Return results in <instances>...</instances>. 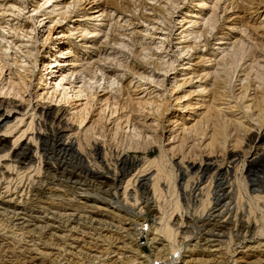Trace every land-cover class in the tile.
<instances>
[{
  "label": "rangeland",
  "instance_id": "374dc122",
  "mask_svg": "<svg viewBox=\"0 0 264 264\" xmlns=\"http://www.w3.org/2000/svg\"><path fill=\"white\" fill-rule=\"evenodd\" d=\"M107 1H63L70 4L67 17L71 16L62 22L67 23L64 30L74 27L78 33L81 28L75 20L84 15L95 18L81 25L87 31L99 25L96 29L100 34L94 39L97 47L94 50L81 48V43L75 39L70 40L69 45H61L77 47L76 57L66 55L61 59L84 64L85 69L92 72L89 66L99 63L106 78L118 82L115 88L105 91L97 88L96 92H85L80 97L71 89L61 103L54 98L52 101L35 98L38 92L46 91L42 86L36 87L43 57L35 54L37 62L33 59L30 62L13 48L2 59L12 70L6 72V77L17 81L18 71L29 87L28 93L22 90L23 99L16 100L8 90L9 80L2 78L0 101L5 105L12 101L24 111L29 102L50 108L51 122H46L48 133L60 128L61 123L66 128L60 131H64L65 138L75 139V148L80 143L83 152L85 138H89L92 145L102 149V154L86 150L81 152L84 161L79 162L71 151L57 154L59 147L53 146L49 160L35 159L31 164L22 160L11 162L0 154V159L3 158L0 161L3 175L0 174V264H31V258L32 264H264V246L258 249V244L264 243L258 236L260 231L247 238L241 224L233 225L229 213L220 215L223 207L213 205L200 215L196 207L184 204L178 188L180 213L167 221L175 235L170 241L164 239L158 231L163 224L155 221L156 212L151 203L154 196L136 183L138 177L156 174V166L149 165L153 160L157 166L160 161L164 162L165 175L174 173L172 183L177 186L174 165L184 168L191 165L193 169L189 172L194 174L208 158L220 161L228 154H235L241 160L232 165V176L245 160L243 173L250 175L247 181L256 177L258 185L264 189V153L255 152V146L251 145L246 155L250 135L264 136V0H113L115 5L111 6L106 5ZM7 2L19 6L22 13H27L26 18L32 14L35 2L40 5L43 0H0V40L15 38L17 34L20 37L23 33L19 29L34 28L36 22L35 19L32 22L18 19L17 11L10 17ZM101 11H105L102 17L93 16ZM42 14L44 12L39 14L40 20L45 17ZM192 14L201 16V19L193 18L198 21L195 28L200 31L204 21L211 18L203 36L196 41L197 47L190 36L183 37ZM9 28L14 30L8 31ZM7 41L10 43L13 39ZM1 46L8 47L0 41ZM181 50L185 53L180 55ZM186 63L193 70L182 72ZM34 65L33 74L28 77L23 69L17 70ZM191 72H195L191 84L177 88L183 78L191 77ZM206 74L209 76L201 81L196 79L197 75ZM140 75L150 76L161 86L140 84L137 78ZM215 75L218 76L216 81L213 80ZM58 80L60 78L55 85ZM106 81L100 83L106 86ZM199 84L206 86L200 94L197 93ZM49 87L47 81L43 88ZM58 90H62L61 87ZM198 102H203L202 107L182 111L181 107L192 108ZM83 118L85 121L79 125ZM19 128L20 131L25 129ZM7 140V147L11 148L14 137ZM44 163L51 165L44 166ZM220 170H213L209 176ZM161 180L159 185L163 192L156 196L162 202L158 199L157 203L168 211L172 189L164 188L165 179ZM126 186L129 188L127 208L123 195ZM134 194L136 199L132 200ZM84 195L101 196L108 202H87ZM9 199L19 206L16 213L22 215L4 206ZM127 209L128 213H124ZM129 210L140 217L131 219L125 215L131 213ZM213 211L216 212L212 215ZM254 213L259 216L261 212ZM254 213H250V217ZM24 220L28 227L22 230L19 224ZM140 223L144 226L138 225ZM35 249L49 255L42 257Z\"/></svg>",
  "mask_w": 264,
  "mask_h": 264
},
{
  "label": "bare ground",
  "instance_id": "6f19581e",
  "mask_svg": "<svg viewBox=\"0 0 264 264\" xmlns=\"http://www.w3.org/2000/svg\"><path fill=\"white\" fill-rule=\"evenodd\" d=\"M63 1L64 0H43L42 4H40V5H39V3L35 2V6H33V8H32V14L26 18H25V15L27 13H22V9H20L19 6L14 5V3H12V2H7V3H10L9 7H8L9 12L11 11L10 13H8L10 17H14L15 13H13V12L17 11L16 17L18 19L22 18L28 22L29 21L32 22L35 19L36 22L33 23L34 28L33 27L32 28L24 27V28H26L25 31H24V28L19 29V31H22V33H23V34L21 33L22 35L20 37L17 34L15 38H14V36L7 38V39H13L12 42L8 43L7 39L2 37V36H1L2 39L0 40L1 42L4 43V45L8 46V47H5V46L0 47V79L5 78V81H6V78H7L6 76H8V75H6V72L12 71L10 68L11 66L7 62L2 61L3 58L5 59V57H7V53L9 50L15 48V49H17V51H19L23 54L22 59L28 60L30 62L33 59L35 63L37 62L38 55H40V57L41 56L43 57L42 70L40 72V76L38 74L39 77L37 78L36 87L38 86L40 88L42 86L41 89H46V91L44 93L38 92V95H36L35 98H42V99L49 98L50 101H52V99L54 98V101L58 102V103H61L62 101H64V98L68 94L67 91L68 90L70 91L71 89L73 91L76 90L75 94L78 95L76 97H80L85 92L91 93V92H93V90L96 92L97 88H100L103 91H105L107 89H111L113 87L115 88V86H118V82L115 79L112 80L110 78H106L105 74L103 73V68L100 66V64L98 62H97L98 63L97 65L93 64V65L89 66V69H93V72H92L91 70L88 71L87 69H85L84 64L78 65V64L74 63V60H71L69 63H67V60L61 59V57L64 58L66 55H70L72 57L77 56V54L75 52L77 47H75L76 49H71V48H68L67 46H66V48H63L61 45H69V44H71V43H69V41L75 39V40H78L79 43H81L80 44L81 48L94 50V48L95 49L97 48L96 47V40H94V39L97 36H99V34H100V32L96 29L99 25H97L93 31H87V29L84 28L83 25H81L83 23L84 24L87 23L88 21H93L92 19L95 18L92 16H84V15L79 16V18H76V20H75V22L78 25L77 27L81 28L78 33H75V32H77V30H73L74 27L72 29L67 28L64 30L63 26L66 25L67 23L66 24H63V23H65L67 21V19L71 18V16L69 15L67 17L70 4H65ZM107 2H108L106 4L107 6L115 5L114 4L115 2L113 0H108ZM115 8H116V6H115ZM41 12L42 13L44 12V14H42V16H45V17L40 20L39 18H41V16H39V14H41ZM104 13H105V11L95 12V14L93 16H96V18L102 17V15H104ZM212 13H214V12H212ZM199 17L201 19V16H199V15H193L192 14L190 16V18H192V19H191V21H189L187 23V30H186L187 33H186V35L183 36L184 38H187L188 36H190L191 39L194 41V45L197 44L196 41L200 39V36H203L205 26L208 25L211 21V18L208 17L204 21L203 25L201 26V27H203V29L200 31L199 28L198 29L195 28V26L198 24V21L193 20V18L198 19ZM101 20H99V23H102ZM188 29H190V30L188 31ZM11 30H14V29L9 28L8 31H11ZM53 36H55L54 39H53ZM89 39H91L93 42L92 41L86 42ZM220 43H222V42H220ZM39 44L41 46H39ZM195 46L197 47V45H195ZM186 49L187 50L188 49L193 50L192 47H187ZM35 50H37V52H35ZM43 52H44V54H42ZM179 53L181 55L185 52L183 50H181V51H179ZM35 54H38V55L35 56ZM4 61H6V60H4ZM86 63L89 64L90 62H86ZM34 67H35V65L33 67H30V68L19 67V68H17V70L23 69L24 73H26L25 76L28 77V75L33 74V71H34L33 68ZM191 69L193 70V68L191 66H189V63H186V65L181 68V71L183 72V71L191 70ZM16 73L19 75L17 81H15L16 79H11L10 77L7 78V80H9L8 81V84H9L8 90L12 93V96L14 98H16V100H18V99L21 100V99H23L22 98L23 94H21V92L23 90L24 93H28L29 84H27L24 81V77L22 78L18 71ZM41 73H42V75H41ZM54 75H56V76H54ZM87 75H88V77H87ZM134 75L135 74H133V77H135ZM193 75H195V72H191V77L183 78L182 82L180 84L176 85V87L180 88L185 84H191ZM207 76H209V74H206L204 76L203 75H197L196 79L202 80L203 78H205ZM53 77H57L56 80L58 78H60V80H58V83L56 85H55L56 80H55V78L53 79ZM137 78H138V82L140 84H142V83L158 84V82L152 80L150 76L147 77V76H141L140 75V76H137ZM217 78H218V76L215 75L213 80L216 81ZM86 79H88V80H86ZM106 79H107V81H106ZM47 81H48L50 87L49 88H43V85ZM52 81L54 83H52ZM101 81L102 82L106 81V86H105V83L101 84L100 83ZM200 81L196 80L197 83H199ZM196 82H194V83H196ZM159 86H161V85H159ZM58 87H61L62 90H58ZM197 87H198V91H199V92L197 91V93H199V94L201 92L203 93L206 89L205 88L206 86L203 87L201 84H199ZM60 91H62V92H60ZM114 91L116 92L117 90H114ZM118 91H119V89H118ZM10 92H8V93H10ZM45 95H47V96L45 97ZM30 98H32L31 95H30ZM183 98H185V95ZM11 102L9 101L8 104L5 105L2 101H0V148L4 145L3 148L0 149V154H4V155H2L3 158H8L11 160V162L12 161L16 162V160H22L21 162L29 161V163H30L35 159L42 162L44 160H47L48 157H50V154H52L51 151H52L53 146L59 147L57 154H64L65 155L66 153H68V151H71L74 155V158L77 161L79 160V162L84 161L82 153L83 152L85 153L86 150L89 152L98 153L97 155H99V152L101 153L102 149H99L95 144L92 145L90 143L91 141L89 138H85L86 147L83 150V152L81 151L82 148L80 147V143L78 144L77 148H75V145H76V143H75L76 141H74L75 139L71 136L68 138H65L64 137L65 134H63L64 131H60L61 129L64 130L66 128L61 123H59V125H58V127L60 126V128L54 129V132L52 130V134L48 133L46 122H51L52 113L50 111V108L44 109V108H42V105L33 106L29 102V104L26 108L27 110L24 111V109L22 108L21 105L15 106L13 104L14 102H12V103ZM36 103H37V101H36ZM202 104H203V102H198L195 106H192V108H190L191 106L188 107L186 105L181 107V108H182V111L193 110V109L196 110V108L202 107ZM28 108H29V110H28ZM3 111H4V113H3ZM27 120H28V122H27ZM84 121H85L84 118L81 119L79 122V125H81ZM20 126L25 127V129L22 128L24 130L20 131V128H19ZM27 133L30 134L29 138H25V137H27V135H29ZM11 136L14 137V140L11 144L12 145L11 148H8L7 147V144H8L7 139L11 138ZM255 136L257 137L256 139H255ZM256 140H257V144L255 143ZM247 141H248V143H247L248 147H247L246 155L249 153V151H251V149H252L250 147L251 145H252V147L255 146L253 148V150L255 152H257L259 150L262 152L261 155L264 153V136L251 134L250 137L247 139ZM136 149H137V147H136ZM3 158H1V159H3ZM1 159H0V161H1ZM240 160H241V157L239 155H235V154H228L227 156L222 158L220 161H213L211 158H208V159L204 160V162H201V164L198 166V168L196 170V173H194V174H191L189 172L190 169H193V166L188 165L187 167L184 168V167L176 164V165H174V167L176 168V173H175L174 177L176 180H178L177 186H173L174 183H172V180L174 179L172 176L174 175V173H172V175L171 174L165 175V164H164V162L160 161L158 166H157L156 160L150 161L149 165L154 164L157 168L156 174H154L152 176L148 175L149 177H146V176L138 177L139 179L136 181V183H138L140 185V187L144 188V190H146L147 192H149V191L152 192V194L154 196V200L151 203L154 204L153 210H154V212H156L155 221L159 222L161 225L163 224L161 227L157 225L158 226L157 228L160 227L158 229V231L160 232V234L162 233V236L164 239L170 241L175 235L174 234L175 232L172 229L173 227L169 226V224H167V221L169 219H172V217L174 218V215H176V213L179 212L181 209V206L179 204L180 200L178 198L180 196H178L176 188H178L181 191L180 192L181 193L180 199L184 202V204L186 202V205L191 204L194 207H196V210H198L200 212L199 213L200 215H201V213H204L206 210L209 209V207H211L213 205L215 208L217 206H219L220 208L223 207L222 208L223 210H222V212H220V215L223 214V212H225L227 214L229 213L230 214L229 217L233 220L232 221L233 225L236 223H237V225H238V223L241 224V227L244 228V230L246 231V234H248L247 238L252 237V235L255 236L254 233L257 234V231L258 232L260 231L258 233V236L261 237V239H264V237H262V236H264V209H263V207H264V189L262 188L261 185H258V181L256 180V177H253L254 183H253V181H251V182L247 181V179H249L250 175L247 174V172H246L247 175L243 173V171L245 169V160L242 161L241 166L238 168V170H237L238 173H235V175L232 176V171H231V169H233L232 165L237 163V162L240 163ZM125 161L126 160H124V162ZM49 163H50V161H49ZM87 163H89V162H87ZM39 164H41V163H39ZM7 165L9 167V164H7ZM45 165L48 166L49 164L44 163V166ZM169 165H170V163H169ZM221 166H224L225 168H222ZM248 166H249V164H248ZM4 168H6V167H4ZM123 168H124V166H123ZM37 169H39V168H37ZM217 169H219V170L222 169V170H220V172L214 176L213 175L209 176L210 172H212L213 170L216 171ZM8 170L9 169L7 168V171ZM48 171H50V170H48ZM88 171H89V169H88ZM34 172H35V170H34ZM38 173H40V172H38ZM162 173H164L163 177H160L161 176L160 174H162ZM161 179H165V180H163L164 183L166 184L164 186V188L167 187V188H169V190H170V188L172 189V190H170V191H172L171 198H170L171 204L169 203L171 208L168 211L165 210V208H162L160 206L161 203H159L160 202L159 200L161 198H158V196H156V195H159L160 193L163 192L161 190V185H159V182L162 181ZM249 183H250V185H249ZM126 185H127V183H126ZM127 188H128L127 186L123 188L124 189L123 195L126 197L125 198L126 200L124 202L125 206L127 204H129V200H127V196H126L127 190L129 189V188L128 189ZM148 189H149V191H148ZM38 190H39V188H38ZM169 190H167V192H169ZM183 191H186V193ZM170 193H167V194L170 195ZM262 194H263V196H262ZM2 195H1V197H3ZM161 195H164V194H161ZM161 195H160V197L164 198V196H161ZM165 195H166V193H165ZM82 197H84L83 199L86 200L87 202L92 201L94 203H101L104 201L103 202L104 204H107V202H108V201L106 202L107 199L102 198L101 196L89 197V196L84 195ZM133 198L136 199L135 194L133 195V197H131L132 200H133ZM128 199H129V197H128ZM157 200L159 201L158 203H157ZM18 201H21V200L18 199ZM148 201H147V203H148ZM164 201H165V199H163V202ZM161 202H162V199H161ZM119 203L121 204V202H119ZM4 204H5L4 205L5 207L11 208L13 210V212H15V213H16V211L20 210L19 206H16L12 202L11 199L4 202ZM110 204H111V202H110ZM157 204H159V205H157ZM2 205H3V203H2ZM109 206H111V205H109ZM120 206L123 207L122 205H120ZM126 208H127V206H126ZM116 209H118V208H116ZM128 209L125 210L126 212H124V211L123 212L128 213L127 212ZM157 209H158V212H157ZM121 210H119V211L121 212ZM210 210H213V208H210ZM214 210H216V209H214ZM245 210H248L250 212H246ZM129 211H131V210H129ZM257 211H258V213L261 212V213H259V216H257V214L254 213V212L257 213ZM215 212L216 211H213L211 214L213 215V213H215ZM252 212L254 213L253 214L254 216L252 215V217H250L251 216L250 213H252ZM16 214L22 215V214H18V213H16ZM125 215L131 217V219H138L140 217L138 214H133L132 211L130 214H125ZM226 217H227V215H226ZM169 221H171V220H169ZM19 225H20L19 227H21V229L22 228L26 229L28 227V225H26L25 220L22 223H20ZM138 225H140L141 227L144 226L143 223H140ZM233 227H236V226H233ZM137 229L138 228H136V230ZM239 230H241V229L239 228ZM138 231H140V229ZM158 231H157V233H159ZM245 231H244V233H245ZM237 232H240V231H237ZM237 232H236V234H237ZM241 233H243V232H241ZM233 234H235V233H233ZM139 235H141V234L138 233V236ZM238 235H240V234H238ZM244 235L245 234H243V236ZM241 237H242V235H241ZM261 245L264 246V243L262 244V242H260L258 244V249L261 248ZM45 250H46V248H45ZM36 251L37 252L39 251L38 255H41L42 257L49 255L47 253H42V251L39 249H37ZM261 255H262V253H261ZM41 256H39V257H41ZM32 260H33V258L30 259L31 264H32ZM259 263H261V260L259 261ZM255 264H258V262H256Z\"/></svg>",
  "mask_w": 264,
  "mask_h": 264
}]
</instances>
